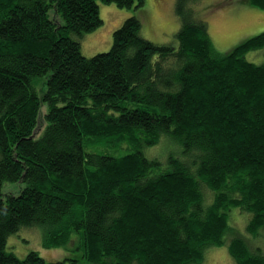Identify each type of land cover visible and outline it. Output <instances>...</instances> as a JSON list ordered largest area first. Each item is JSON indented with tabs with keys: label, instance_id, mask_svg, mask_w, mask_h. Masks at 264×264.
<instances>
[{
	"label": "trees",
	"instance_id": "1",
	"mask_svg": "<svg viewBox=\"0 0 264 264\" xmlns=\"http://www.w3.org/2000/svg\"><path fill=\"white\" fill-rule=\"evenodd\" d=\"M198 1L177 0L176 42L135 13L86 56L99 0H0V264L47 263L7 250L25 227L69 252L55 264H200L222 245L264 264V62L245 57L264 31L222 53ZM232 208L259 240H226Z\"/></svg>",
	"mask_w": 264,
	"mask_h": 264
},
{
	"label": "rangeland",
	"instance_id": "2",
	"mask_svg": "<svg viewBox=\"0 0 264 264\" xmlns=\"http://www.w3.org/2000/svg\"><path fill=\"white\" fill-rule=\"evenodd\" d=\"M145 5L138 10L120 7L115 2H98L103 24L97 29L80 37L82 52L86 56L108 51L113 44V32L131 15L137 14L142 22V34L156 43L176 42L175 34L181 26V19L176 12L177 0H145ZM197 9L209 24V32L216 49L222 53L232 50L238 44L264 31V3L253 0H199ZM245 57L255 63L264 62V45L258 49L246 52ZM46 110V106L44 107ZM14 185V186H13ZM17 185V186H15ZM22 184L6 183L5 192L17 189ZM251 213L239 208H232L229 213V223L232 226L226 240L231 241L234 232L242 235L248 241L254 237L247 232L246 226ZM259 240V238H254ZM73 238L69 244H75ZM251 242V241H250ZM253 242V241H252ZM263 247L264 237L257 244ZM7 250L24 258L31 250H38L46 259V264H55L65 257L67 252L63 247L45 248L36 231L32 228H22L11 234L7 241ZM78 254V251H76ZM75 254V253H73ZM200 264H237L227 245L211 246L205 252V258Z\"/></svg>",
	"mask_w": 264,
	"mask_h": 264
}]
</instances>
